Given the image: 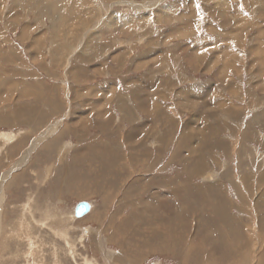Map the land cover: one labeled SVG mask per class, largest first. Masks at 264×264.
I'll use <instances>...</instances> for the list:
<instances>
[{
	"label": "rangeland",
	"instance_id": "1",
	"mask_svg": "<svg viewBox=\"0 0 264 264\" xmlns=\"http://www.w3.org/2000/svg\"><path fill=\"white\" fill-rule=\"evenodd\" d=\"M195 100H217L216 117L238 111L244 136L250 118L264 134V0H0V264H257L264 227L222 211L204 224L201 214L263 194L254 179L264 142L244 153L237 137V155L210 154L219 171L187 172L203 142ZM34 101L58 102L62 117L31 122ZM219 175L236 185L213 191ZM202 182L211 184L203 194ZM81 201L91 209L73 219ZM113 219L142 229L123 239ZM239 227L247 234L235 236ZM152 228L154 237L144 232ZM143 234L167 248L133 249ZM245 238L228 261L224 252Z\"/></svg>",
	"mask_w": 264,
	"mask_h": 264
},
{
	"label": "crops",
	"instance_id": "2",
	"mask_svg": "<svg viewBox=\"0 0 264 264\" xmlns=\"http://www.w3.org/2000/svg\"><path fill=\"white\" fill-rule=\"evenodd\" d=\"M64 44H66V43H64ZM16 74H18V73H16ZM12 80L14 81V78H12ZM42 81H44V79L39 78V79H36L34 81V83L40 84ZM193 84H194V82H193ZM208 85L212 86L211 83H208ZM208 85H207V89H208V95H209L210 94L209 91H211V88L208 87ZM48 86L51 87L50 85H48ZM52 88H53V86H52ZM190 89L192 91L196 90V91H199L201 93L205 91V87L203 89H201L199 87H195V85H191ZM33 93L36 94L37 92L33 91ZM35 94H33L35 97H44V95H40L39 93H37V96ZM186 95L190 96L189 100L191 101L193 98L192 93L190 91L186 90L184 96H186ZM184 96H181V97H184ZM184 100H188V98L187 99L184 98ZM216 101L217 100H215V102ZM37 102L38 101H34L33 103L28 104L29 106L27 108V112H25L26 117L30 116L31 122L34 121V122L38 123V125L40 123L50 124V122L52 120H54L55 118H61L62 117L61 113L64 112L63 111V108H64L63 105L61 106V105H59L58 102L57 103L55 102L52 106H50L48 108H42V106L45 104H43L42 102H41V104H37ZM172 102L173 101L171 98V102L168 103L169 107H172V105H173ZM211 102L212 101L208 102V104L205 105V103L202 101L201 102L203 104L202 107L200 109H197V110H196V107H198L197 104H201L200 100L199 101L195 100L192 102L193 110L191 113L192 114L191 119L194 121V123L199 122V121L202 122L201 126H199V128L203 129L201 131L202 133H200L202 136L201 138H202L203 142H202V146H201L202 148L200 150L195 151L196 157L194 160H192V162L190 161L192 164L190 165L189 163H187L188 165L185 168L187 172H189V170L192 171L194 168L195 169L201 168L202 172L203 171L204 172L210 171V170L219 171L220 170L219 167L217 169H215L214 165L210 164V159H209L210 154L214 153V152H219L220 154H225V156H228L230 153H232L234 151L233 149H235L234 142L237 141L236 140L237 137L240 140H242V142L245 143V149L243 150L244 153H251L252 148L259 147L260 141L264 142V134L261 132L257 133V125H256V123L254 124V122L252 121L251 118H250V121H248V119H247V121L250 123V129L244 136V132L240 131L241 125H242L241 121L243 120V118L241 116H239L240 113L237 116L236 113H238V111L233 112V111H236L235 109L229 110L226 112V110H222V108H220V109H218L217 117H216V112H213L211 110L212 108H215V106L211 107V105H214L215 102H212V104H211ZM182 103L186 104L187 102L186 103L182 102ZM240 103L241 102H239L237 106H239ZM188 104L190 105L191 103L189 102ZM153 105H154V103H153ZM165 105H167V104H165ZM216 105H217V102H216ZM159 108H160V110H162V109L166 110L165 106L162 107V104L159 105ZM16 113H17V117L15 118V121L21 122V120L24 118L23 116H25V115H22L20 112L18 113V111H16ZM161 113L159 115H161ZM194 113H196V114L194 115ZM7 115H9V113ZM157 117H159V116L157 115ZM215 117H216V120H215ZM238 119H242V120H240V124H239V122H236ZM12 120H14V119H12ZM58 120L59 119H57V121ZM191 125L194 126L195 124H191ZM211 125H213V126L216 125V127L214 128ZM260 126L264 129V124L260 125ZM194 128H198V127L195 126ZM133 131H136V128ZM190 135L194 138V140L196 142L199 141L200 136H198L197 134H195V135L190 134ZM131 137H133V135ZM242 137H245V138H242ZM242 147H243V145H242ZM233 154L237 155V152H233ZM172 155L173 154L171 153V156ZM240 166H241V163H240ZM142 167L144 168L145 165ZM143 168H141V169L144 170ZM226 170L231 171L230 177L232 179V171L234 170V165L233 164L227 165ZM255 171H257V172L255 173L256 178L254 180H255V186H257L256 180L257 181L259 180L260 183H258V184H261V182L264 183V180H261V174H263V173H260V174L258 173V166L257 165L255 167ZM188 178L190 179V176H188ZM225 180H226V178L223 179L219 175L218 179L216 180V183H214L216 185H214L215 188L213 189V191L215 189H217V191L222 193V191L225 190V188H226L224 186L231 188L232 186L236 185L234 180H230L229 181L230 183H227L228 181H225ZM200 185H202V190H203L202 194H203L205 187H210L211 184H210V182H208V184L202 182V184H200ZM185 186H187V185H185ZM138 187H140V186H138ZM223 193H224V191H223ZM261 193H262V191H261ZM263 194H264V191H263ZM263 194L261 196L257 195L256 197L250 196L251 195L250 194V195H248L249 197L246 199L245 198H243V199L235 198V201L228 199V200H226L227 202L224 205V208L222 207L223 209H221V210L219 209V208H221V206L213 203L212 206L215 207L214 213H211V210H208L207 212L202 211L201 215L203 216V219H202V220H204L203 223L205 224L206 223L205 220H207V219L211 220L212 218H215L216 216H220L219 214H217V211H222L224 213L223 217L230 216V217L236 218L239 220V225H241L243 222H245L244 219L247 218V220H252V223H254L253 225L256 228H258V226H260V231H263L264 229L262 230V228H261V227H264V195ZM216 195H218V197H221V195H219V194H216ZM106 198H107L106 196L102 197V199L105 201H106ZM155 200H157L156 197H155ZM251 207H252L253 212H254V210L256 211L255 215L252 214ZM142 208L145 209V205ZM249 208H250V212L248 211ZM157 210L158 209H156V211ZM131 211H133V209H131ZM156 211L154 210V213H156ZM226 213L228 215H226ZM238 217H240V218H238ZM179 218H181V217H179ZM242 220H243V222H242ZM234 229L237 230L236 226H234ZM236 230H233L234 231L233 234L235 236H238L237 232H239V234H242V233L247 234L244 232L245 228L243 230V228L239 227V230L238 231H236ZM252 233H255V232H252ZM262 233H264V232H262ZM244 241L245 242H238L237 240H235L233 245L230 246V248H228L229 252H224L223 255L226 256V259H229L228 261L231 262L232 260L236 259L238 257V251H239V256H240L241 250L247 249L243 246V243L247 244L246 238ZM214 248H219V246L214 247ZM230 255H232L231 258L229 257ZM226 259H223V260H226Z\"/></svg>",
	"mask_w": 264,
	"mask_h": 264
},
{
	"label": "bare ground",
	"instance_id": "3",
	"mask_svg": "<svg viewBox=\"0 0 264 264\" xmlns=\"http://www.w3.org/2000/svg\"><path fill=\"white\" fill-rule=\"evenodd\" d=\"M107 25V24H106ZM112 25V24H111ZM105 26V25H104ZM108 28V27H107ZM199 43H201L200 41L198 42V44ZM189 60V59H188ZM190 63V62H189ZM228 64H229V62H228ZM191 65V64H190ZM234 65V64H233ZM133 84V83H132ZM218 92V91H217ZM21 97V96H20ZM222 100V99H221ZM215 102V101H214ZM218 102V101H217ZM221 105V104H220ZM216 106V105H215ZM232 107H233V105H231ZM225 107V106H224ZM231 107V108H232ZM228 109V108H227ZM226 110V109H225ZM229 110V109H228ZM195 111V110H194ZM54 125V124H53ZM66 126V125H65ZM55 127V126H54ZM54 127H52V128H54ZM209 127V126H208ZM197 130H199L198 128H196ZM200 130H203L202 128H200ZM192 132H193V130H192ZM246 133V132H245ZM195 135V134H194ZM38 142L37 141H35L34 143H33V145L32 146H34V145H36ZM34 150V149H33ZM25 153V152H24ZM29 155V154H28ZM25 157H26V153H25ZM29 157V156H28ZM114 159V158H113ZM25 161V160H24ZM24 161H22V163L24 162ZM120 169V168H119ZM121 170V169H120ZM77 173V172H76ZM7 176V175H6ZM14 180H15V178H14ZM13 180V181H14ZM10 182V181H9ZM73 185V184H72ZM80 189H81V187H80ZM3 191V190H2ZM100 192H101V190H100ZM171 194V193H170ZM0 195H1V191H0ZM253 195V194H252ZM105 201V200H104ZM81 202H86V201H81ZM79 203V202H78ZM88 203V202H87ZM89 204V203H88ZM91 208H90V205H89V210H90ZM88 210V211H89ZM156 211V210H155ZM73 212H75V208H74V211ZM137 213V212H136ZM75 213H73L72 214V218L74 219V218H76L77 217V215H74ZM55 216V215H54ZM76 216V217H75ZM79 217V216H78ZM176 218V217H175ZM132 219V218H131ZM143 219H144V216H143ZM172 220H174V219H172ZM178 221V220H177ZM131 223V221H129V220H126V221H124V222H121V223H117V224H115V220L113 219L112 221H111V224H110V226H108V227H110L111 229H112V232L114 233H116L118 236H124L125 235V237L123 238V239H127L128 238V236H130V235H128V232L127 231H129V230H131V228L132 229H136V231H138V230H140V229H142L141 228V226L140 225H138V221H137V224H136V220L135 219H133V221H132V223ZM130 224V225H129ZM113 225H114V227H113ZM169 225H171V224H169ZM175 225V224H174ZM130 226V227H129ZM148 226V225H147ZM129 227V229L127 230V228ZM175 228H176V226H174ZM165 228V227H164ZM180 228V227H179ZM177 229V228H176ZM157 228H152V229H149V230H145L144 232H147V234L146 235H148V234H150V235H152L153 233H154V235H152V237H154V236H156L157 234ZM171 230H167V232H166V240L165 241H167V243H169L168 241H169V238L171 237L170 236V232ZM173 231V230H172ZM61 231H59V234H61L60 233ZM159 232V231H158ZM165 232V231H164ZM182 232V231H181ZM57 233V232H56ZM183 233V232H182ZM112 234V233H111ZM134 235H135V233H134ZM146 235H144L143 234V236H145L144 238H143V240H141L140 242H135L134 244H136V246L134 247V246H132L133 247V249L134 248H138L137 250H142L143 248H146V249H149V247H151V249H152V247H153V249H155V246H157L158 244H160L161 246H162V243H163V246H164V248H167V245L165 244V242H163V236H162V240H160L159 238V236H158V238H156L155 239V242L153 243V241L152 242H150L148 239V237L149 236H146ZM113 237V236H112ZM132 237V236H131ZM136 237H137V235H136ZM139 237V236H138ZM35 242V241H34ZM130 242V241H129ZM129 242H127V243H129ZM195 242V241H194ZM182 243V242H181ZM121 244H123L122 242H121ZM170 244V243H169ZM178 244V243H177ZM193 244V243H192ZM191 243H190V246L193 248V249H196L197 248V246L196 245H199V243L197 242H195V245H192ZM126 245V244H125ZM170 245H172V244H170ZM239 245V244H238ZM33 246H34V244H33ZM124 246V245H123ZM128 246V245H127ZM173 246V245H172ZM201 246V245H200ZM1 247V246H0ZM196 247V248H195ZM203 247V246H202ZM126 248V247H125ZM170 249H171V246L169 247ZM222 248V247H221ZM235 248V247H234ZM123 249V248H122ZM127 249V248H126ZM129 249V248H128ZM198 249H200V248H197L196 250H198ZM29 250V249H28ZM139 250V251H140ZM205 250V249H204ZM38 251H39V249H38ZM225 251V250H224ZM205 252V251H204ZM33 253H34V251H33ZM38 253V252H37ZM31 255V254H30ZM261 256V255H260ZM243 259V258H242ZM245 259V258H244ZM257 264H264V257H259V258H257ZM243 262V263H242ZM88 263V262H87ZM91 263V262H90ZM90 263H88V264H90ZM186 263V262H185ZM241 263L242 264H244L245 263V261H241ZM27 264V263H26ZM30 264V263H29ZM34 264H38V263H34ZM237 264V263H236Z\"/></svg>",
	"mask_w": 264,
	"mask_h": 264
},
{
	"label": "water",
	"instance_id": "4",
	"mask_svg": "<svg viewBox=\"0 0 264 264\" xmlns=\"http://www.w3.org/2000/svg\"><path fill=\"white\" fill-rule=\"evenodd\" d=\"M89 210V204L87 202H79L76 206L75 209V215H77V217L84 215L85 213H87Z\"/></svg>",
	"mask_w": 264,
	"mask_h": 264
}]
</instances>
